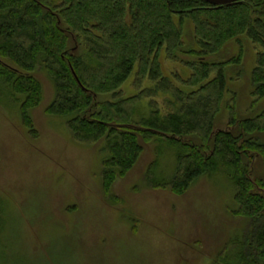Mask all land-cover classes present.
I'll use <instances>...</instances> for the list:
<instances>
[{
	"label": "trees",
	"instance_id": "1",
	"mask_svg": "<svg viewBox=\"0 0 264 264\" xmlns=\"http://www.w3.org/2000/svg\"><path fill=\"white\" fill-rule=\"evenodd\" d=\"M246 39L260 47L251 110L264 99V0H0V84L10 102H19L24 125L35 128L31 110L44 90L36 73L45 71L55 88L46 111L65 118L74 141H104L101 179L111 202L114 183L148 143L159 145L144 176L151 188L182 195L200 178L224 174L234 191L229 212L246 225L216 262L264 264V108L237 118V94L228 86V78L241 77ZM228 42L237 53L214 59ZM162 52L191 73L165 75ZM231 67L237 71L228 77ZM128 81L135 88L129 95ZM223 107L227 126L215 129ZM166 147L176 152L169 178L158 176ZM256 159L261 176L254 175Z\"/></svg>",
	"mask_w": 264,
	"mask_h": 264
},
{
	"label": "rangeland",
	"instance_id": "2",
	"mask_svg": "<svg viewBox=\"0 0 264 264\" xmlns=\"http://www.w3.org/2000/svg\"><path fill=\"white\" fill-rule=\"evenodd\" d=\"M192 30L188 21L186 45L192 43ZM244 43L241 77L228 78L237 94V118L264 108L262 99L249 110L250 76L260 47L247 39ZM226 46L212 57L237 53L234 42ZM161 62L165 75L191 73L164 52ZM36 74L44 90L43 100L31 110L35 128L24 125L19 102H10L0 84V264H223L216 262L218 253L246 225L229 212L235 202L226 176L202 177L182 195L151 188L144 176L159 145L148 143L136 165L114 183L111 202L101 179L104 141H74L65 118L46 111L55 93L53 81L43 70ZM125 87L126 94L135 92L131 81ZM229 113L223 107L215 129L226 128ZM161 152L158 176L169 178L176 152L167 147ZM262 167L256 159L255 176L263 174Z\"/></svg>",
	"mask_w": 264,
	"mask_h": 264
},
{
	"label": "water",
	"instance_id": "3",
	"mask_svg": "<svg viewBox=\"0 0 264 264\" xmlns=\"http://www.w3.org/2000/svg\"><path fill=\"white\" fill-rule=\"evenodd\" d=\"M205 1L214 5H228L241 0H205Z\"/></svg>",
	"mask_w": 264,
	"mask_h": 264
}]
</instances>
